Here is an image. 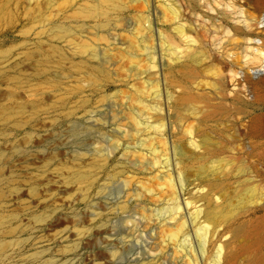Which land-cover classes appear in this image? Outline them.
<instances>
[{
	"label": "rangeland",
	"instance_id": "rangeland-1",
	"mask_svg": "<svg viewBox=\"0 0 264 264\" xmlns=\"http://www.w3.org/2000/svg\"><path fill=\"white\" fill-rule=\"evenodd\" d=\"M98 1L0 0V210L20 216L0 264H213L231 239L248 246L232 264L264 262V0H118L105 25L76 18ZM65 24L72 44L50 34ZM85 58L109 78L90 81Z\"/></svg>",
	"mask_w": 264,
	"mask_h": 264
},
{
	"label": "bare ground",
	"instance_id": "bare-ground-1",
	"mask_svg": "<svg viewBox=\"0 0 264 264\" xmlns=\"http://www.w3.org/2000/svg\"><path fill=\"white\" fill-rule=\"evenodd\" d=\"M122 6L120 5L118 0H99L97 3L91 6H85L83 8H80L78 11H76V18L77 19H82V20H92L98 23V25H105L108 22H110L113 18L116 16L118 17L121 14ZM3 12L1 10L0 12V18L2 17ZM102 27V26H101ZM71 24H65V25H60L58 27H55L51 29L50 34L58 37V38H66L68 39V42L70 44L73 43V39L76 35L75 30ZM82 29V28H80ZM80 51L81 53H77L80 55V58L82 59L83 55H88L89 58L94 59L95 57H98V53L96 50L91 49L90 45L88 42H83L80 45ZM57 52L58 53H63L62 49L57 47ZM256 52L259 54L261 57L262 65L261 69H258L254 72V77L255 75H258L259 81L257 82V86H264V44L258 45ZM83 54V55H82ZM68 60L72 59L66 54ZM174 59H176V55H173ZM85 58L83 59L80 64L77 65V67L85 71L87 73L88 79L92 81L94 84L99 85L106 81L109 78L108 72L105 69L104 61H101L99 64H92L88 59ZM50 58L47 60L43 61V63H49ZM12 114V110L7 109L4 112V116L8 117ZM161 118L159 117L157 120L159 121ZM135 121L137 124H139V121L141 119L136 116ZM79 129L76 127L74 129L75 133H78ZM115 140H113V143L111 145V148H117ZM137 155L145 157V154H139L137 152ZM97 157L95 158V165H98L99 167H104L108 164L109 159L104 157L103 155H96ZM158 163V161H157ZM75 179L83 184H88L90 186L93 185V182L91 180V174L85 173L83 174L81 171H76L74 175ZM1 178V176H0ZM128 183H131L129 180ZM165 185L170 189V197L175 201V193H174V186H173V181L172 178L170 177L168 180L165 181ZM1 184V180H0ZM161 187V186H160ZM151 193V191H149ZM3 191L2 188L0 187V203H3ZM128 205L124 204L120 206V210L122 212H126ZM218 208H213V211H216ZM2 210V211H1ZM1 214H0V258L3 257L6 247H7V239L8 238H13L14 241L10 243V247H16L18 246V234L20 232V226L17 225L19 224L20 221V216L19 215H11L6 211L5 209H1ZM178 206L173 203V207L171 208L170 215L175 216L178 213ZM212 212L210 211L208 213V219L211 216ZM199 215V212H196V216ZM45 215H36L34 217V220L38 223H41L44 221ZM198 218V217H197ZM174 221H176V218H173ZM168 224L167 222L163 224L166 225ZM185 234V229H184V223L181 221H178L177 225H175V229L171 231L168 234V238L170 241L175 242L177 246L180 244V238L181 236ZM198 238L203 242L206 239V235L204 234L203 230H200L198 234ZM235 239H231L230 241L221 243L218 247V251L214 257V260H212L213 264H232V258L234 257V254L240 253V251L246 250L248 248L247 244L243 246L237 247L235 250L232 249L234 246V241ZM182 247V246H181ZM112 255L115 257L116 254L112 253ZM34 264H55L54 262H44L42 260V253L35 254L32 256ZM254 264H264V262H255Z\"/></svg>",
	"mask_w": 264,
	"mask_h": 264
},
{
	"label": "water",
	"instance_id": "water-1",
	"mask_svg": "<svg viewBox=\"0 0 264 264\" xmlns=\"http://www.w3.org/2000/svg\"><path fill=\"white\" fill-rule=\"evenodd\" d=\"M254 79L257 80L258 79V75H255Z\"/></svg>",
	"mask_w": 264,
	"mask_h": 264
}]
</instances>
